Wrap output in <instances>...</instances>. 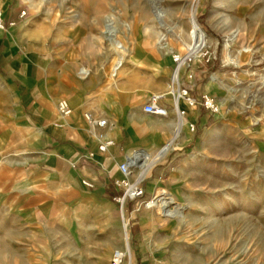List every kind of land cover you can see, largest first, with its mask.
Segmentation results:
<instances>
[{"label":"crops","instance_id":"obj_1","mask_svg":"<svg viewBox=\"0 0 264 264\" xmlns=\"http://www.w3.org/2000/svg\"><path fill=\"white\" fill-rule=\"evenodd\" d=\"M0 1L6 23H16L0 33L1 210L12 226L23 230H39L57 213L59 218L65 216L66 220L58 223L66 228L71 243L68 264H109L113 251L125 248L130 251L125 264H158L180 244L177 228L181 224L154 209L136 211L135 202H129L125 207L129 220L126 240L121 207L114 201L121 194L115 180L124 178L119 166L135 151L142 150L151 157L157 155L176 137V148L144 173L146 198L164 193L170 195L174 205L194 209L189 204L204 203L205 195L220 196L221 179L232 178V161L230 158L228 170L223 169L217 156L234 154L232 147H237L239 136L264 154V123L261 125L254 114H244L232 106L236 72L231 67L208 69L201 60H194L181 71V85L190 88L191 96H212L221 103L223 113L220 119L212 120L203 107H192L180 100L186 124L177 135L180 119L174 100L167 96L164 86L157 84V72H151L149 83L143 76L131 89L120 83L116 89L95 90L92 81L84 86L92 71L79 70L83 64L78 50L72 47L63 55L53 56L45 38L39 42L31 39V20L24 22L20 17L21 8L28 9V5L22 0ZM26 1L30 6L34 4L33 0ZM109 18L112 17L105 19L103 31L108 43ZM77 36L66 40L73 42ZM156 46L162 44L157 42ZM125 50L124 44L117 75L123 73ZM142 51L144 55L134 68H139L146 58L153 59L157 65H163H158L160 77L170 82L174 63L172 58L162 56L169 54L160 52L159 58L144 48ZM85 72L87 75H83ZM158 92L165 95L161 104L168 109V116L164 118L144 111ZM61 99H67L72 108L69 117L61 118L58 113ZM85 112L105 118L110 127L92 133ZM190 125H194L193 130ZM201 130L203 133H198ZM97 133L115 141L108 152L98 151ZM171 145L167 146L168 151ZM83 181L93 183L94 187H85ZM229 191L231 194L232 189ZM37 257L40 259V254Z\"/></svg>","mask_w":264,"mask_h":264},{"label":"rangeland","instance_id":"obj_2","mask_svg":"<svg viewBox=\"0 0 264 264\" xmlns=\"http://www.w3.org/2000/svg\"><path fill=\"white\" fill-rule=\"evenodd\" d=\"M22 1L28 5L29 10H21L26 11L24 22L31 20L33 41L45 38L47 49L53 56L63 55L72 47L78 50L84 65L79 70L86 68L92 71L83 82L84 86L92 81L91 86L95 90L116 89L120 83L131 89L143 76L149 83L153 76L151 72H157V84L164 86L169 95V79L159 75V66L163 65L158 66L153 59L146 58L139 68L134 67L139 65L144 55L142 48L159 58L160 52H167L169 55L162 56L169 57V60L173 54L187 52L185 43L189 41L192 17L189 5L195 0H33L32 6L26 0ZM159 6L165 12L164 18L156 13ZM108 16L119 28V40L126 45L123 73L115 78H111V70L117 57L110 42L103 38ZM194 21L208 40L201 50L210 54L209 61L201 55L197 60H201L208 69L233 68L237 83L233 86L236 91L232 95L235 100L232 106L244 114H254L262 125L264 0H200ZM75 34L78 36L73 38V42L66 40ZM58 37L61 40L56 41ZM157 42L162 46H156ZM218 105L219 115L213 116L207 111L212 120L221 118L222 105ZM198 133H203V130ZM171 147L169 152L176 148L175 144ZM255 149L239 136L237 147H232L234 154L217 156L221 158L222 168L227 170L231 158L232 178L221 179L220 196L205 195L204 203L189 204L194 209L178 205L181 210L171 218L181 224L177 228L180 244L158 264H264V154ZM164 157L152 156L154 161L147 170L153 169ZM139 174L140 170H134V178ZM1 176L3 174H0V183L3 180ZM145 176L142 200L163 195L159 193L146 198ZM229 188L232 189L231 194ZM160 199L166 198L158 197L156 200ZM170 199L167 201H173ZM155 205L157 207L148 210L154 209L164 218H170L163 215L161 205ZM133 206L138 211L136 202ZM169 209L174 210L175 205ZM65 220V216L59 218L57 213L46 221L43 228L23 230L12 226V221L6 218L0 207V264H68L71 243L66 228L58 223Z\"/></svg>","mask_w":264,"mask_h":264},{"label":"built area","instance_id":"obj_3","mask_svg":"<svg viewBox=\"0 0 264 264\" xmlns=\"http://www.w3.org/2000/svg\"><path fill=\"white\" fill-rule=\"evenodd\" d=\"M25 16H26V11L25 10L21 11L20 17L24 18ZM15 25L16 23L14 21H10L6 23L3 15V11L2 9H0V33L6 31L10 27H14ZM201 49L199 51V55H201L203 59L206 58V60L209 61L210 60L209 52L208 51L202 52ZM172 60L174 63V69L168 89H169V95L173 97L175 110L179 116V119L184 118L185 116V112L181 110L179 107L180 100H185L192 107L202 106L213 116L219 115L220 108L218 106V103L215 101V99L212 96L208 94H203L200 98L193 97L190 94V88L188 86L181 85V80L179 78L180 69L182 67L189 68L191 66V64L195 60L194 53L191 51H187L183 54L176 53L172 55ZM164 97L165 95L152 96L149 102L145 105L144 111L148 114H152L158 117H163V118L167 117L168 109L161 104ZM57 109L61 118L69 117L72 113V108L67 99H61L58 102ZM84 118L88 124L89 130L92 133H96L98 130H104L110 127L108 120H106L105 118L97 117L93 115L91 112H85ZM55 125L57 127H62V124L60 123H55ZM190 127L191 129H194V125H190ZM97 137L99 139L98 151L101 153L108 152V150L115 145V141L104 133H97ZM171 143L173 144L174 141L172 140L171 142L160 148L159 151L167 148V146H169ZM169 151H167V153ZM145 154L147 153L142 150H139V151H135L132 155L127 157L126 161L119 166V169L124 175V178L122 180H115V185L121 190V194L119 196H116L114 198V201L118 203L121 207V217L123 222L124 234L127 240L129 239V232H128L129 220L125 215V207L129 202H136V208L137 210H140L142 207L147 209H152L157 207L156 205L153 204V201L158 199V197L166 198V200H171L170 195L168 194L157 196L152 200H148V201L142 200L144 198V193H145L142 184L145 178L140 179V175H138L136 178L132 176L134 170L138 169V166L142 163L143 161L142 158ZM83 185L90 189L94 187L93 183L89 181H83ZM139 201L140 203H137ZM173 205L174 204H171V206ZM128 259H129L128 248L116 249L112 253V257L110 259L109 264H125Z\"/></svg>","mask_w":264,"mask_h":264},{"label":"bare ground","instance_id":"obj_4","mask_svg":"<svg viewBox=\"0 0 264 264\" xmlns=\"http://www.w3.org/2000/svg\"><path fill=\"white\" fill-rule=\"evenodd\" d=\"M199 2L200 0H195L193 3L189 5V7L192 10V17L190 20L191 23V30L188 34V42H186V49L187 51H191L194 53L195 60L199 59V51L201 48H204L205 43L208 41L207 37L204 35V33L201 31L198 25L194 21V17L199 9ZM156 13L158 14L159 17L164 18L165 12L162 10L161 6L157 8ZM118 27L116 26L115 21L112 18L108 19V26H107V39L110 42V45L114 49L117 55V60L116 63L112 69L111 76H116L118 70L120 69L122 65V59H123V48L124 45L121 43V41L118 38ZM124 62V61H123ZM183 69H186V67H182L179 72V78H180V73ZM84 70V69H83ZM83 75H87V73H83ZM215 80V79H214ZM169 87V85H168ZM219 106V105H218ZM220 108V107H219ZM186 124L185 120L183 118H180L178 122V131L177 135H179L181 128ZM168 151V147L165 149H162L159 151L157 154L159 157H162L166 154ZM143 161L142 163L138 166V170H140V179H143V175L146 172L147 168L151 165V163L154 161V159L150 156V154H145L143 156ZM153 204H157L158 206L161 205L163 215L165 217H175L178 213V211L181 210V208L176 204L175 209L171 210L169 207L171 204H175L173 201H167L166 199H160V200H154ZM127 240V239H126ZM129 241H127L128 243ZM130 252V251H129Z\"/></svg>","mask_w":264,"mask_h":264}]
</instances>
